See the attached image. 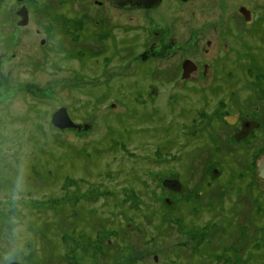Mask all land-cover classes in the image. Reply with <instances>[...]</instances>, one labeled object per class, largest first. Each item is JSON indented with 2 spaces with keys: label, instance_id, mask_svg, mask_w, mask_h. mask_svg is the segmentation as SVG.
Segmentation results:
<instances>
[{
  "label": "rangeland",
  "instance_id": "obj_1",
  "mask_svg": "<svg viewBox=\"0 0 264 264\" xmlns=\"http://www.w3.org/2000/svg\"><path fill=\"white\" fill-rule=\"evenodd\" d=\"M29 6L26 28L0 23V264L13 241L20 264H264V0ZM56 11L93 18V40ZM185 57L214 70L182 80ZM60 107L80 128L52 125ZM240 109L262 121L241 143L223 120Z\"/></svg>",
  "mask_w": 264,
  "mask_h": 264
},
{
  "label": "flooded vegetation",
  "instance_id": "obj_2",
  "mask_svg": "<svg viewBox=\"0 0 264 264\" xmlns=\"http://www.w3.org/2000/svg\"><path fill=\"white\" fill-rule=\"evenodd\" d=\"M17 2L16 7L15 4L8 7L7 6V0H0V23L4 22L6 23L8 21V19H10V13L9 11H12V18L11 21L15 22L16 26L18 28H26L29 25L30 19H31V8L29 6V0H15ZM67 1V0H65ZM163 0H158L156 4L149 6V7H143L142 5H137V3L134 5V7L132 8H127L124 7V5H114L111 0H93L94 4L101 7L103 5H107L109 7H112L113 9L116 10H121V11H125V10H134V9H140V10H153L154 8H156L159 3H161ZM181 1H186V0H181ZM59 7H61V5H58ZM244 9L245 11H247L248 16L246 17V15L244 14V12L241 9ZM237 12H239V14L242 16L243 20L250 23L252 20V11L251 9H248L245 6H237ZM4 13H6L4 15ZM56 14L60 15L62 18H64L65 22H68L69 20L74 22H80V24H76V26H74V24L69 25L65 24V25H61L60 29H64L67 28L69 29L70 33L72 34L71 38L73 37V34H78L79 36L81 35V33L86 30L88 37H86L85 39L89 40H93V28H95V23H94V19H89V17H87L84 21L83 20H79V16H76L74 18L69 17L67 14H69L68 12L66 13V11L64 12H59L56 11ZM264 26V25H263ZM36 32L37 33H42L40 28H36ZM93 38H92V37ZM78 38V36H77ZM40 44L43 45L44 47H47V45L49 44V46L55 45L54 42H51L50 39L47 37H42L40 39ZM206 44L208 46L211 45V42L209 40H207ZM188 59L190 61H192L194 63V65L196 66V68L191 71L188 74V77L186 78H182V69H181V75L180 78L182 80H192V79H198L199 76H207L209 74H211L214 70V68L212 66H210V64L208 63H203V64H199V62H196L194 60H191L188 57H185L183 60ZM182 60V61H183ZM181 61V64H182ZM264 66V65H263ZM263 66H260L261 68ZM201 70V71H200ZM229 75H232V73H228ZM260 91V90H258ZM233 92V91H232ZM260 96V95H259ZM254 112L255 111H259L261 110V107L254 105L252 106ZM213 116V115H212ZM249 113H242V110H234L233 112L230 111L229 113H227L226 115L223 116V120L229 124H231V126L234 128V131L232 133V137L236 142H248L251 139H253L255 137V132L257 129H259L262 126V121L256 117H249ZM227 118V119H226ZM241 132H243V134L240 136ZM264 155V144L259 145L258 148H256V150L254 152H251L250 156H251V160L253 161L252 165V174L254 177V182H256L258 185L260 184V182H264V177H261L258 173V169H257V161L258 159ZM219 171V168H213L212 170V174L217 175ZM165 179H177L178 182L180 183V189L175 190V189H171L169 187L164 186L165 188H167L170 192H174V191H180L184 188V185H182V183L180 182V178L179 176H176V178H165ZM164 180V179H163ZM162 180V182H163ZM252 180V181H253ZM163 184V183H162ZM169 200V199H168ZM164 203L168 204V205H173L174 201L169 200V202H166L164 199ZM251 255V254H250ZM255 257V255H253ZM252 257V255H251ZM154 260H157V256H154ZM13 262H17L18 264H20L18 261L14 260Z\"/></svg>",
  "mask_w": 264,
  "mask_h": 264
},
{
  "label": "water",
  "instance_id": "obj_3",
  "mask_svg": "<svg viewBox=\"0 0 264 264\" xmlns=\"http://www.w3.org/2000/svg\"><path fill=\"white\" fill-rule=\"evenodd\" d=\"M158 0H111L114 5H124V7L132 8L137 3V5H142L143 7H149L157 3ZM246 17L248 16L247 11L243 8L241 9ZM196 68L194 63L188 59L182 61L181 69H182V78L188 77V74ZM155 89L152 90L151 94L155 93ZM227 119V118H226ZM51 123L53 126L65 129V128H80V124L74 123L72 119L69 117L68 112L65 107H60L56 111L53 112L51 116ZM243 134L241 132L240 136ZM257 169L258 173L261 177H264V155H262L257 161ZM163 185L169 187L171 189L179 190L180 183L177 179H164ZM166 202H169L167 198H165ZM13 264H18L17 262H13Z\"/></svg>",
  "mask_w": 264,
  "mask_h": 264
},
{
  "label": "clouds",
  "instance_id": "obj_4",
  "mask_svg": "<svg viewBox=\"0 0 264 264\" xmlns=\"http://www.w3.org/2000/svg\"><path fill=\"white\" fill-rule=\"evenodd\" d=\"M17 226L13 228L12 235L16 237L17 240L20 238V233L22 231V226L18 221L14 222ZM22 247L21 245H17L16 241H13V247L9 249V251L5 254V264H13V261L16 259V253Z\"/></svg>",
  "mask_w": 264,
  "mask_h": 264
}]
</instances>
